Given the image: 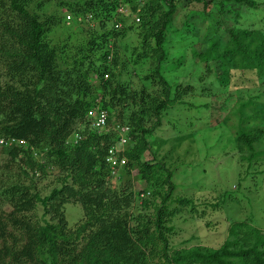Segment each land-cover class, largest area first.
Returning a JSON list of instances; mask_svg holds the SVG:
<instances>
[{"label": "trees", "instance_id": "obj_1", "mask_svg": "<svg viewBox=\"0 0 264 264\" xmlns=\"http://www.w3.org/2000/svg\"><path fill=\"white\" fill-rule=\"evenodd\" d=\"M180 1L184 7L192 2L208 5L204 0L133 3L137 26L125 27L129 19L119 17V30L114 27L117 0L61 1L57 6L71 14L72 25L87 17L96 22V29L85 33L69 56L68 41L55 44L49 38L61 23L58 15L41 13L49 0H0V141H7L0 143V156H6L0 164V264H264V231L250 219L231 222L218 248L169 245L167 235L175 230L174 221L184 217L183 210L190 208L193 218L202 219L204 208L218 211L230 195L226 191L205 204L176 197L175 171L164 156L156 157L148 141L170 108H199L209 117L211 97L228 93L217 108L219 115L227 112L220 125L236 119L234 150L248 171L255 168L261 174L256 167L264 163V29L242 27L239 15L233 22L225 18L230 11L222 2L221 11L210 14L213 25L207 22L205 50L192 52L204 63L199 83L172 86L163 76L172 70L164 67V46ZM224 1L258 7L252 0ZM132 29L147 33L150 38L142 45L153 40L150 49L157 54L147 56L155 66L135 91L120 83L115 71L117 39ZM132 55L133 61L141 57ZM170 65L177 69L183 64ZM233 73L254 75L251 82L260 88L240 86L232 97L228 82ZM148 86L161 89L151 95ZM198 96L204 97L200 104L192 101ZM229 99L235 101L228 110ZM96 107L107 111L111 128H128L118 154L125 164L115 167L116 175L106 158L119 142V131L92 126L89 119ZM54 171L57 184L42 192V181ZM133 171L145 184L140 191H135ZM66 203L83 209L73 227L65 217Z\"/></svg>", "mask_w": 264, "mask_h": 264}, {"label": "rangeland", "instance_id": "obj_2", "mask_svg": "<svg viewBox=\"0 0 264 264\" xmlns=\"http://www.w3.org/2000/svg\"><path fill=\"white\" fill-rule=\"evenodd\" d=\"M61 1L68 3L74 0H49L48 6L41 13H53L61 17L60 25L49 35V38L55 44L68 41V55L72 56L75 51L74 47L85 39L84 34L96 29V22L87 17L81 19V22L78 21L80 26L72 25L71 21L66 20V16L68 14L71 16V14L66 13V9L57 6ZM204 1L208 2L205 8L202 2L188 3L186 7L181 1L176 3V11L167 31L169 43L164 46L165 52L168 53V63L164 67L172 70L163 76L172 86L174 84L195 85L199 83L198 78H200L204 63L197 62L192 57V52L193 50L199 52L205 50L206 44L202 42V39L207 32V22L213 25V17L210 14L219 13L222 2L224 10L229 9L230 11L224 15L225 18L233 22L232 18L239 15L241 17L239 23L242 27L264 29V0H252L258 4V7L255 8L243 7L234 1ZM236 11L238 13H235ZM137 17L135 14L129 15V22L125 24V27L128 25L137 26L134 24L137 22ZM63 19L67 22H63ZM227 25L231 27L233 24L228 23ZM222 33L220 32V34ZM186 34L193 37L186 40L188 38ZM195 34L196 37H194ZM223 37L227 38V35L224 33ZM145 38H150L147 33L132 29L127 30L124 37L117 39L118 65L115 71L120 73L118 81L123 84L129 83L132 91L143 87L142 78L149 72L150 67L155 66L153 62L151 63L150 58L146 59L147 56L157 57L155 50L150 49V47H154L155 43L149 39V44L146 47L142 45ZM132 53L139 54L141 57L133 61ZM173 62L183 65L174 69V66L170 65ZM253 78L254 75L244 76L240 73H233L228 82L231 95L232 91L240 86L251 85L254 86V89L260 88L261 85L251 82ZM147 89L152 95L154 89L161 88L148 86ZM227 94L223 93L209 99L211 103L209 117L207 114H202L199 108L195 110L192 108L190 111L170 108L164 116L162 127L153 137L148 138L152 152L156 157L164 156L168 166L175 171L176 197L190 198L205 204L207 201H218L224 192H230V195L227 194L225 197L227 201L223 208L218 211H213L208 207L204 208L206 215L202 219L193 218L189 212L190 208L183 210L181 213L184 217L174 221L175 230L170 236L167 235L169 245L173 249L190 248L197 245L218 248L227 237L229 224L234 221L250 219L254 228L264 231V163H260L256 167L258 171H263L258 174L255 173L254 167L255 171L253 168L248 171L247 164L239 161L237 152L234 150L233 140L234 125L237 121L231 117L226 122L228 127L224 124L220 125L223 123V115L227 112L219 115L217 110ZM232 97H235L234 94ZM203 98L198 96L192 101L200 104ZM234 101V99L227 101L228 110ZM90 117L89 120L92 123L94 112ZM215 125L217 127L212 129ZM210 147L212 149L208 150ZM145 155L146 158H150L148 153ZM5 158V155L0 156V164L4 162ZM57 174L58 172L54 171L53 175L42 181V192L57 184ZM132 180L135 182V191L145 188L144 183L137 181L136 171L132 172ZM64 212L69 227H73L83 217V209L80 204L66 203ZM207 222H210L211 225L206 226Z\"/></svg>", "mask_w": 264, "mask_h": 264}, {"label": "built area", "instance_id": "obj_3", "mask_svg": "<svg viewBox=\"0 0 264 264\" xmlns=\"http://www.w3.org/2000/svg\"><path fill=\"white\" fill-rule=\"evenodd\" d=\"M118 1V7L116 10V16L117 18L119 16H127L130 13V0H117ZM137 3H141L144 0H134ZM66 20L71 21V16L67 15L66 16ZM138 21V19H136ZM120 23H116L115 24V29L120 28ZM93 112H94V118H93V126L99 130H103V129H107V119H108V114L105 110L103 109H94V111L91 112V115L93 116ZM116 129L119 131V142L114 145L113 147H111L108 150V156L106 158V163L109 166L112 175H114L116 173V166H122L125 164V159L124 158H119L118 154L122 153L124 150V145L127 142V138L125 137V135L128 132V128L127 127H119L117 126ZM9 143L14 142L13 140H8ZM7 141L1 140L0 143H4ZM22 143V142H20Z\"/></svg>", "mask_w": 264, "mask_h": 264}, {"label": "clouds", "instance_id": "obj_4", "mask_svg": "<svg viewBox=\"0 0 264 264\" xmlns=\"http://www.w3.org/2000/svg\"><path fill=\"white\" fill-rule=\"evenodd\" d=\"M144 1H145V0H144ZM144 1H143V2H144ZM130 2H131V4H130V13H129L127 16H119V17H126V18H128V16L131 15L132 4H133V3H134V5L140 4V3L135 2L134 0H130ZM141 3H142V2H141ZM117 7H118V6H117ZM119 17H118V18H119ZM114 18H115V22H116V23H120V25L123 26V25L121 24V22H118V20H117L118 18H117L116 15H115ZM128 19H129V18H128ZM136 19H138V17H137ZM116 23H115V24H116ZM121 26H120V28H121ZM120 28H118L117 30H119ZM112 53H113V52L110 51V54H109V57H110V58L112 57ZM105 78H107V75L105 76ZM96 108L100 109L99 107H96ZM96 108H95V109H96ZM103 110H104V109H103ZM105 111H106V110H105ZM106 112H107V111H106ZM107 114H108V113H107ZM108 117H109V116H108ZM92 126H93V122H92ZM93 127H94V126H93ZM116 127H117V126H116ZM116 127H112V128H111L110 126L107 125V129H103V130H105V131H108V130H110V129H115V130H117ZM125 137H126V135H125ZM11 140H12V139H11ZM4 141H5V140H4ZM20 142H22V143H20ZM19 143L23 145V144H24V141L20 140ZM122 158H123V157H122ZM124 159H125V158H124ZM116 174H117V172H116L114 175H116Z\"/></svg>", "mask_w": 264, "mask_h": 264}]
</instances>
